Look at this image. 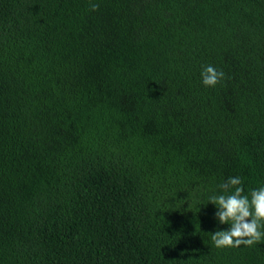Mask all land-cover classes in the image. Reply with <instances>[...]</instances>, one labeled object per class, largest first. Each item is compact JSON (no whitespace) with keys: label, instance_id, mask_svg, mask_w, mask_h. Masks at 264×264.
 Listing matches in <instances>:
<instances>
[{"label":"trees","instance_id":"obj_1","mask_svg":"<svg viewBox=\"0 0 264 264\" xmlns=\"http://www.w3.org/2000/svg\"><path fill=\"white\" fill-rule=\"evenodd\" d=\"M235 176L264 186V0H0V264H264L211 241Z\"/></svg>","mask_w":264,"mask_h":264},{"label":"clouds","instance_id":"obj_2","mask_svg":"<svg viewBox=\"0 0 264 264\" xmlns=\"http://www.w3.org/2000/svg\"><path fill=\"white\" fill-rule=\"evenodd\" d=\"M90 10L97 11L99 5L90 3ZM225 77L222 70L212 65L201 71V80L206 87H215ZM221 192L208 197L207 203L216 206L215 218L227 224V230L211 233V241L218 249L252 247L264 240V186L245 193L242 178L229 177L219 185Z\"/></svg>","mask_w":264,"mask_h":264}]
</instances>
